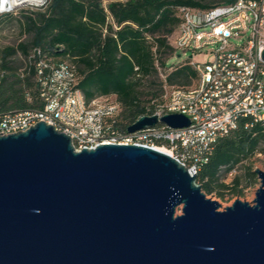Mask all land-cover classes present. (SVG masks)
Listing matches in <instances>:
<instances>
[{
	"label": "water",
	"instance_id": "obj_1",
	"mask_svg": "<svg viewBox=\"0 0 264 264\" xmlns=\"http://www.w3.org/2000/svg\"><path fill=\"white\" fill-rule=\"evenodd\" d=\"M158 123L189 125L142 116L126 131ZM253 174V204L220 211L193 170L159 150H76L43 122L0 135V264H264V172Z\"/></svg>",
	"mask_w": 264,
	"mask_h": 264
},
{
	"label": "trees",
	"instance_id": "obj_2",
	"mask_svg": "<svg viewBox=\"0 0 264 264\" xmlns=\"http://www.w3.org/2000/svg\"><path fill=\"white\" fill-rule=\"evenodd\" d=\"M234 1L47 0L40 9L0 15V27L15 26L30 36L29 42L0 51V114L40 107L29 60L38 49L50 63H66L74 69L76 87L86 101L114 96L120 111L112 129L125 133L146 108L161 102L164 91L143 96L138 88L156 75L157 55L172 51L167 36L173 35L180 23L178 8L208 10ZM14 56L20 60L18 65L10 61ZM160 66L171 68L163 62ZM165 81L180 86L173 88H187L196 81V73L184 64L170 71ZM248 121L241 119L236 129L218 138L207 162L196 172L195 183L205 195L223 197L225 190L240 193L239 179L225 185L220 172L228 173L256 155L264 156V120L246 127ZM178 153L190 156L188 151ZM184 162L186 167L190 165V159ZM246 174L255 177L252 172Z\"/></svg>",
	"mask_w": 264,
	"mask_h": 264
},
{
	"label": "built area",
	"instance_id": "obj_3",
	"mask_svg": "<svg viewBox=\"0 0 264 264\" xmlns=\"http://www.w3.org/2000/svg\"><path fill=\"white\" fill-rule=\"evenodd\" d=\"M14 10L17 8L6 4L0 15L15 14ZM178 13L183 16V26H178L173 34V49L212 56V61L198 70L199 90L190 86L171 88L161 96L183 102L182 111L167 115L184 116L189 121L187 127L171 129L158 123L152 128L122 133L112 129L117 116L108 121L78 117V111L69 107L70 90L78 89L77 81L62 82V74H70L73 68L67 65L49 69L47 58L34 49L30 59L40 107L0 114V135L22 133L43 122L66 135L76 150L105 144L163 149L184 166L185 159H190V165L185 167L196 174L203 165V156L210 153L218 138L236 129L244 115H254V124L264 120V64H259L264 49V0H235L208 10L188 8ZM218 38H225L224 46H217ZM180 43H188V50H180ZM188 91H199V99H188ZM76 101L78 110L91 109L90 101L83 96ZM180 150L188 151L190 156L184 157L178 153Z\"/></svg>",
	"mask_w": 264,
	"mask_h": 264
},
{
	"label": "rangeland",
	"instance_id": "obj_4",
	"mask_svg": "<svg viewBox=\"0 0 264 264\" xmlns=\"http://www.w3.org/2000/svg\"><path fill=\"white\" fill-rule=\"evenodd\" d=\"M47 0H42V5L39 7H33L30 5H25L17 8V10H14L16 12L18 10H36L40 9L46 4ZM200 3H209L210 0H193ZM107 2H104V5H106ZM174 35H168L167 36V44L169 47H171L172 51H166L164 55H157L158 61L156 63L157 66V73L156 75H153L152 77L146 79V81L143 83L141 87L138 88L139 93H141L143 96H152L159 94L161 91H169L173 87H180L179 85H168L165 81L166 76L170 71H173L174 69L183 66L184 64L189 65V62H196L200 65H203L204 63L212 61V56L209 53H190V52H181V51H175L172 47V40ZM30 40V36L26 33L22 34L20 30L15 26H8V27H0V51L4 49L5 47H16L19 43H27ZM207 50V49H206ZM191 57V58H189ZM15 64H19L20 60L17 56H14L12 59H10ZM160 62H163L166 67L171 68H164L163 66H160ZM192 86V85H191ZM165 99H161V102L154 105V107L150 111H154L157 106L163 104ZM153 102H151L152 104ZM259 170L261 172H264V156L263 155H256L253 158H251L248 161L242 162L239 165H237L233 170L230 172L221 171L220 172V181L224 183L225 185L230 186L233 183V180L235 178L239 179V189L240 193L238 194H232L228 190L223 191V197H218L216 194L206 195L207 198H210L214 201H216L219 204V210L222 211L225 209V207H229L232 205L234 200H239L241 202L248 203L250 205L253 204L254 199V193L259 188V181L257 177H249L246 172H252L253 170ZM177 215L180 214V211L177 210Z\"/></svg>",
	"mask_w": 264,
	"mask_h": 264
},
{
	"label": "bare ground",
	"instance_id": "obj_5",
	"mask_svg": "<svg viewBox=\"0 0 264 264\" xmlns=\"http://www.w3.org/2000/svg\"><path fill=\"white\" fill-rule=\"evenodd\" d=\"M42 2V0H15V3H12V0H8L10 8L15 7L17 5H38ZM5 4V5H6ZM193 9L187 6H180L178 8V12L182 9ZM180 23L178 26H183V16L179 14ZM225 45V38H218L217 39V46H224ZM180 50H188V43H180ZM29 60L32 64V61L29 57ZM29 63V62H28ZM259 64H264V60H261L259 57ZM46 66L49 69H56L58 68H66V63H50L48 59H46ZM189 66L194 70L196 73V81L192 86V90H199L200 89V76L198 75V70L204 69V64L200 65L196 62H189ZM77 81V77L75 75V71L70 74H62V82L64 83H74ZM80 96H83L79 89H72L70 90V100H69V107H71V111H78V117L81 118H90V120L95 121H108L110 118H115L120 111V104L117 102L114 96L108 97H98L90 100V107L91 109H79V101H76ZM188 99H199V91H188ZM183 110V102H176L173 100L165 99L163 104L157 106L154 111H150L149 108H146V113L142 116H164L167 113H173L174 111H182ZM244 119H248V123L246 124H254V115H244ZM159 151L167 153L166 150L160 149ZM207 162V155L203 156V164Z\"/></svg>",
	"mask_w": 264,
	"mask_h": 264
},
{
	"label": "clouds",
	"instance_id": "obj_6",
	"mask_svg": "<svg viewBox=\"0 0 264 264\" xmlns=\"http://www.w3.org/2000/svg\"><path fill=\"white\" fill-rule=\"evenodd\" d=\"M8 3V0H0V11L4 10V5ZM12 3H15V0H12Z\"/></svg>",
	"mask_w": 264,
	"mask_h": 264
}]
</instances>
